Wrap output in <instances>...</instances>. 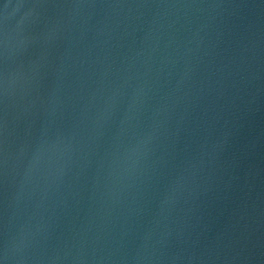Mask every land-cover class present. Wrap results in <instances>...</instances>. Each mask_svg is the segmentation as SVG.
Returning a JSON list of instances; mask_svg holds the SVG:
<instances>
[{"label":"water","instance_id":"obj_1","mask_svg":"<svg viewBox=\"0 0 264 264\" xmlns=\"http://www.w3.org/2000/svg\"><path fill=\"white\" fill-rule=\"evenodd\" d=\"M0 264H264V0H0Z\"/></svg>","mask_w":264,"mask_h":264}]
</instances>
